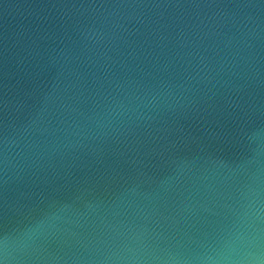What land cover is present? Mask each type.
I'll use <instances>...</instances> for the list:
<instances>
[{"label":"water","instance_id":"1","mask_svg":"<svg viewBox=\"0 0 264 264\" xmlns=\"http://www.w3.org/2000/svg\"><path fill=\"white\" fill-rule=\"evenodd\" d=\"M0 264H264V0H0Z\"/></svg>","mask_w":264,"mask_h":264}]
</instances>
